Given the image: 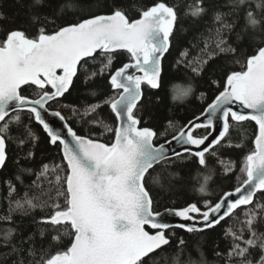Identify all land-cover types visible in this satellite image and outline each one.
<instances>
[{"label": "snow or ice", "instance_id": "obj_1", "mask_svg": "<svg viewBox=\"0 0 264 264\" xmlns=\"http://www.w3.org/2000/svg\"><path fill=\"white\" fill-rule=\"evenodd\" d=\"M16 3L24 15L19 24L0 3V169H7L10 162L19 165L21 159L35 167H20L4 182L8 209L0 215V248L8 249L5 258L12 264H155L157 253L173 247L174 239L183 251L186 241L172 229L211 238L221 226L227 250L218 251L213 239L219 259L226 264L234 259L254 264L250 250L259 249L255 264H264V0H229L228 12L219 11L213 0H190L183 5L168 0ZM209 15L213 27L201 49L203 58L190 60L185 50L175 67L178 72L181 65L190 68L189 80H204L207 73L206 86L214 87L216 95L170 140L157 143L167 135V129L157 126L155 115L163 103L155 93L165 87L166 54L177 39L182 19L195 24ZM219 53L233 67L209 68ZM121 56L127 62L114 67ZM90 61L99 67L92 70ZM78 83L88 86L95 100L83 111L66 102L78 92ZM33 86L35 97L25 95ZM101 87L108 91L99 92ZM192 92L190 86L173 99ZM104 107L110 110L109 117L101 115ZM65 110L84 124L102 128L101 135L111 137L109 142L78 134L63 115ZM53 120L60 126L55 127ZM230 120L254 121L258 127L254 147L239 165L243 178L236 176L237 186L215 202L203 199L201 206L199 201L185 202L154 210L159 200L152 195L153 189L173 191L180 179L174 168L192 160L207 167V156L218 155L217 146L243 148L231 141L222 144ZM221 122L222 130L213 136ZM14 129L18 139L12 135ZM200 129L212 131L197 135ZM49 148L55 156L45 162L39 153ZM218 163L224 177L235 174L238 167L232 160L218 159ZM25 173L35 175L29 188L39 189L40 194L25 192L14 199L18 195L14 181L23 184ZM210 178L206 176L205 181ZM199 192L208 194L205 186ZM37 210L42 215L33 224L43 226L39 236L54 233L49 247L41 246L38 260L36 233L25 236L24 226L14 220L17 214L24 218ZM170 217L179 220L171 223ZM65 237L70 238L66 244L62 243ZM189 264L197 262L189 260Z\"/></svg>", "mask_w": 264, "mask_h": 264}, {"label": "trees", "instance_id": "obj_2", "mask_svg": "<svg viewBox=\"0 0 264 264\" xmlns=\"http://www.w3.org/2000/svg\"><path fill=\"white\" fill-rule=\"evenodd\" d=\"M64 3L68 4H78L80 0H62ZM170 4L183 5L190 0H168ZM0 3L3 4L2 10L6 13L7 16L13 17L16 24H19L23 21L24 15L23 10L20 9L19 4L16 3V0H0ZM213 3L218 6V10L222 12L230 11L229 0H213ZM69 13L73 9H67ZM183 11V8H181ZM213 27V22L211 15L205 16L203 20L197 21L195 24L188 19L184 18L180 24V31L177 33V39L174 42L173 47L166 54L164 60V81L165 87L162 92L156 91V95H159L163 98V103L157 106L156 108V123L161 131L167 129V135L161 137L157 143L162 142L179 130L187 121H189L194 116L198 115L203 111V109L210 103L214 96L216 95L215 88H209L206 86L207 73H205V79L201 80L196 78L194 80H189L188 77H191L193 74L190 68H185L183 65L180 66V71L178 72L175 65L176 61L180 59V53L188 50L189 57L188 59H193L198 55L203 58L201 49L204 48L206 37L208 36L209 28ZM231 40V37H229ZM209 43H211L209 41ZM123 62H127L126 58L121 56L114 61V67L122 66ZM92 66V70H96L99 67L98 63L89 62ZM209 68H219L221 71L225 67H233L230 59L223 54L219 53L216 58L211 60L208 65ZM236 70H239V66H234ZM107 78L105 77V80ZM96 84L103 85V80H96ZM193 88V92L188 96L183 98L173 99L175 95L180 90L186 89L188 87ZM37 89L35 87H29L25 90L24 94L28 96L35 97ZM99 92H107L108 90L105 87L98 89ZM205 93L204 97H201L200 93ZM110 94V93H108ZM73 103L76 107L80 108L81 111L90 104L94 103L95 100L89 95L88 86L78 83V92H74L68 101ZM56 107L55 105L53 106ZM109 109L104 107L102 109L101 115L104 117H109ZM68 118L70 125L78 132V134L86 136H97L104 142H109L111 137L107 134L101 135L103 129L97 125L84 124L81 122L79 116H74L70 111L65 110L63 112ZM25 123L28 122L27 117L24 118ZM169 121L172 124H169ZM109 122H111L109 118ZM230 131L222 144L231 141L232 144H242V149H227L221 146H217L215 150L218 155L216 157L207 156V167L200 166L195 160L186 162L179 168H174V171L180 173V179L176 184V187L173 191H161L159 187H156L152 191V195L159 200V204H154V210H162L165 207H179L183 206L185 202H200L198 206L202 205L203 199H211L215 202L216 197L221 195L224 191L233 189L237 186L238 181L236 179L239 173V165L242 162L243 156L247 154L253 148L252 141L254 140V134L257 131V127L253 121H246L241 123L232 122L230 120ZM208 129L197 130V135H203ZM41 135H44L42 131ZM14 138H19V133L15 131L12 132ZM14 147V146H13ZM15 158L16 153H12ZM55 156V150L49 148L47 151L39 153V157L43 158L45 162H49L50 157ZM218 159L221 160H232L235 161L238 167L235 170V174H229L227 177L222 175L223 166L218 163ZM59 157H56V163H59ZM20 167L32 168L35 167L32 163L27 162L23 159L20 160L19 165L9 163L7 169H0V215H5L8 209V201L5 199L7 196V186L4 183L6 180L13 178L16 170ZM159 171V169H158ZM210 176L211 178L206 182L205 177ZM23 184H20L18 181H14L17 184L18 195L14 199H19L24 196L25 192H28L29 195H39V189H30L29 186L32 184L33 180L36 179L35 175H29L27 173L23 174ZM205 186L207 189L206 195H203L199 192V188ZM46 188V186H45ZM42 213L37 210L33 216H28L21 218L19 214L14 216L16 225H23L25 228L24 235L27 236L29 233H36V248H37V257L38 260L40 257V248L43 246L45 249L49 247L51 241V235L54 233L49 232V234L41 238L39 236V228L43 227L42 225L33 224L34 219H39ZM243 217L241 216V219ZM224 227H227V223L222 222ZM3 225H0L2 227ZM176 231L177 237H183L186 241L185 246H183V251H180L175 246L165 247L163 252H158L155 257V264H189V260L197 262V264H226L224 259H219L213 251V239L215 243L219 246L218 251L226 252V241L223 238L222 227L217 226V228L211 233V238L208 236H202L200 234H188L183 230L172 229ZM170 230V231H172ZM264 231V228L261 229ZM70 238L65 237L62 243H68ZM28 245L25 244L24 247ZM8 252L6 248H0V264H12L11 259H6L5 255ZM201 252H203V257H201ZM259 249L250 250V258L255 261L260 258ZM232 264H239L238 259H234Z\"/></svg>", "mask_w": 264, "mask_h": 264}, {"label": "water", "instance_id": "obj_3", "mask_svg": "<svg viewBox=\"0 0 264 264\" xmlns=\"http://www.w3.org/2000/svg\"><path fill=\"white\" fill-rule=\"evenodd\" d=\"M212 102V101H211ZM210 102V103H211ZM200 114V113H199ZM198 114V115H199ZM192 119V118H191ZM254 122V121H253ZM52 123H53V125L55 126V127H59L60 126V123L61 122H59L58 120H53L52 121ZM187 123V122H186ZM185 123V124H186ZM255 123V122H254ZM257 127V126H256ZM220 130H222V122L221 123H218L217 125H215V131L213 132V136H215V135H217L218 134V132L220 131ZM208 131H212L211 129H208ZM207 131V132H208ZM257 131H258V127H257ZM256 131V132H257ZM207 132L206 133H204L203 135H205V134H207ZM175 135V134H174ZM172 137V136H171ZM171 137L170 138H168V139H166V140H170L171 139ZM210 139H211V137H210ZM102 141V140H101ZM165 141V140H164ZM164 141H162V142H159V143H164ZM254 141V140H253ZM102 142H104V141H102ZM253 147H254V145H253ZM234 189V188H233ZM229 190H232V189H229ZM229 190H227V191H229ZM164 209H162V210H156V211H163ZM179 220V218H172V217H170L169 218V222H171V223H176L177 221Z\"/></svg>", "mask_w": 264, "mask_h": 264}]
</instances>
